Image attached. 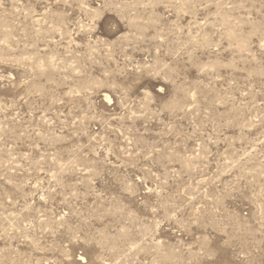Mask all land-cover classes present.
<instances>
[{
    "label": "rangeland",
    "instance_id": "rangeland-1",
    "mask_svg": "<svg viewBox=\"0 0 264 264\" xmlns=\"http://www.w3.org/2000/svg\"><path fill=\"white\" fill-rule=\"evenodd\" d=\"M0 264H264V0H0Z\"/></svg>",
    "mask_w": 264,
    "mask_h": 264
}]
</instances>
